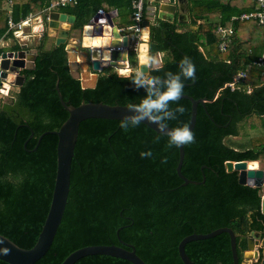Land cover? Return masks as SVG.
I'll return each instance as SVG.
<instances>
[{
    "label": "trees",
    "instance_id": "16d2710c",
    "mask_svg": "<svg viewBox=\"0 0 264 264\" xmlns=\"http://www.w3.org/2000/svg\"><path fill=\"white\" fill-rule=\"evenodd\" d=\"M7 1L0 0V37L7 28ZM11 2L14 20L50 3ZM104 2L119 7L128 0H77L57 9L73 14V27L81 28ZM189 2L190 23L156 19L150 26L149 56L156 52L164 55L162 67L151 68L147 75L165 80L167 73L179 72L185 57L195 66V78L182 80V94L206 101L197 105L192 130L195 142L183 145L181 173L197 181L204 175L203 182L182 184L175 169L178 147L169 148L166 135L143 123L124 130L118 119H84L79 124L60 224L49 249L34 264H59L82 246L122 242L132 244L147 264H183L178 242L192 232L207 233L221 226L234 230L241 262L247 236L254 231L264 234L260 187L239 183L238 171H227L225 165L227 160L259 159L264 154L262 134L240 147L225 142L227 137L239 135V123L251 130H264V64H257L264 51V25L254 18L230 20L256 5L245 9L230 0ZM214 14L219 15L217 20L197 23V19ZM218 25L233 28V40L225 51L218 49ZM46 38L44 30L36 46L34 69L21 70L23 84L0 104V234L23 248H30L37 240L55 178L57 136L45 133L37 144L38 136L58 129L68 116L59 101L56 81L63 100L72 105L87 101L136 105L147 95L143 88H133L131 76L136 71L126 77L111 67L98 72L93 87H82L80 79L70 74L66 44L47 49ZM129 57L137 60L133 49ZM248 64L238 88L224 85ZM177 106L185 111L167 121L171 127L185 126L190 119L191 102L180 97L169 105L171 109ZM146 151L152 156L142 158L140 153ZM165 158L167 163H162ZM120 225L124 226L117 233ZM184 248L194 264H233L227 232L189 241ZM0 264L9 263L0 260ZM73 264L133 263L92 254Z\"/></svg>",
    "mask_w": 264,
    "mask_h": 264
},
{
    "label": "water",
    "instance_id": "95a60500",
    "mask_svg": "<svg viewBox=\"0 0 264 264\" xmlns=\"http://www.w3.org/2000/svg\"><path fill=\"white\" fill-rule=\"evenodd\" d=\"M164 7H162V4ZM182 0H154L150 6H146L145 16L142 21L141 39H145L149 33V26L152 25L156 19L171 21L174 9ZM97 10L84 24L81 30L80 45L74 48H69L68 36L69 29L75 21V16L66 12L52 10L49 12V19L47 21V36L55 37L54 45L60 43L66 44L67 59L70 74L73 78L81 79L82 87H93V84H86L82 78L83 72H80V60L86 62V72L90 73L102 71L104 68L112 67L119 72L124 67L130 70V47L133 41V34H122L118 30V26L113 21V12ZM90 27L91 36H100L103 41L100 44L86 45L83 42V37L86 35V27ZM77 43V41H75ZM144 58L149 56L148 41H142ZM37 39L32 42H25L20 44V49L5 50L0 52V84L5 81L9 87L16 85L21 87L25 80V75L20 71L22 69H34V60L37 49ZM34 47V48H33ZM30 48V49H29ZM103 51H108V57H103ZM81 53L83 58L78 56ZM139 56L140 63L137 64V70H142L147 74L151 68L143 64V60ZM78 57V61H77ZM152 57V56H151ZM81 58V59H80ZM122 74V73H120ZM160 80H164L160 78ZM55 89L61 105L68 112L67 118L55 130H46L42 132L37 139L39 143L41 137L48 132L54 133L57 136L56 143V170L54 185L51 194L49 208L44 219L42 228L38 234L37 240L30 248H23L18 246L14 241L3 234H0V260L9 264H34L41 258L49 249L51 242L56 234L57 228L60 224L64 208L67 202V196L70 183V167L71 159L74 154V147L78 135L79 124L82 120L88 118H106L118 119L121 121L122 117L130 114L128 112L127 104H108L105 102H81L78 105L66 103L60 93L58 87V80L55 84ZM217 94V93H216ZM216 94L214 96H216ZM181 97L187 98L191 102L190 119L187 126L193 130L196 121L197 105L201 103L204 105L205 98H193L188 94H182ZM149 128L155 132L162 133L158 130L156 124L147 120L142 121ZM167 130L175 128L167 125ZM163 134V133H162ZM33 135L30 129L29 137ZM184 158V147H178V161L175 167L177 175L183 180L182 184L201 183L202 181L191 180L186 178L181 173V165ZM257 161L258 166L253 167L249 162ZM226 170L238 171V182L241 184H248L251 186L260 187L261 202L260 211L264 214V167L260 166L258 159H243V160H227L225 162ZM227 232L230 238V249L232 254L233 264H264V234L254 231L247 236V252L244 251V257L256 258L257 262L241 261L239 262L238 253L236 249V235L234 230L228 226L217 227L207 233L192 232L185 235L177 245L178 255L183 264H194L185 251V244L192 240L204 239L212 237L218 233ZM130 248L123 247L117 244H90L85 245L71 251L59 264H73L77 259L86 255L105 254L114 257L126 259L133 264H147L135 251L133 245L128 244ZM247 254V255H246Z\"/></svg>",
    "mask_w": 264,
    "mask_h": 264
},
{
    "label": "clouds",
    "instance_id": "9594fccd",
    "mask_svg": "<svg viewBox=\"0 0 264 264\" xmlns=\"http://www.w3.org/2000/svg\"><path fill=\"white\" fill-rule=\"evenodd\" d=\"M163 55V53L160 54L161 58ZM143 64L149 68L158 70L162 67V59L147 56L144 58ZM195 71V66L187 57L180 61L179 72L175 74L171 72L167 73V78L163 81L158 77L145 74L142 70H137L131 76L133 88H143L147 95L139 104L128 106L130 114L122 117L120 127L128 130L129 127H135L142 121L147 120L156 124L158 130L168 137L167 146L169 148L194 143V133L187 125L165 130L168 127L167 121L176 119L177 113H184L185 109L183 106L171 109L169 105L180 99L183 92L182 80L194 79ZM125 75L127 77L129 74ZM140 155L142 158H149L152 156V152H141ZM161 162L167 163L166 158Z\"/></svg>",
    "mask_w": 264,
    "mask_h": 264
},
{
    "label": "built area",
    "instance_id": "2783aa9c",
    "mask_svg": "<svg viewBox=\"0 0 264 264\" xmlns=\"http://www.w3.org/2000/svg\"><path fill=\"white\" fill-rule=\"evenodd\" d=\"M49 6L44 9H41L38 12H30L26 16L20 18L19 20H14L11 12V0L7 1V17H6V31L0 37V48L8 47L11 50V47L15 43L22 44L27 41L30 37H41L44 30H46L45 25L49 19V12L63 7L66 5H73L77 0H49ZM150 0H131V17L132 22L126 26V28L133 34V41L130 47V50L133 49L136 53L138 52L139 45L141 43V34H142V21L145 16V9L147 3ZM257 7L253 11L244 12L237 16H232L231 20L236 19H247L254 18L256 22L260 25H264V0H256ZM103 11L102 8L99 9ZM216 33L218 34V49L221 51L227 50L233 40V28L225 27L223 25H218L216 28ZM11 34V35H9ZM13 50V49H12ZM257 64H264V52L259 56ZM250 64L245 68L240 69L236 72L232 80L226 82L224 85L235 89L239 87V83L242 82ZM10 90L9 85L2 81L0 84V94L8 95Z\"/></svg>",
    "mask_w": 264,
    "mask_h": 264
},
{
    "label": "crops",
    "instance_id": "0c3cea01",
    "mask_svg": "<svg viewBox=\"0 0 264 264\" xmlns=\"http://www.w3.org/2000/svg\"><path fill=\"white\" fill-rule=\"evenodd\" d=\"M152 1H154V0H150V2L147 3V6H150ZM224 1H227V0H224ZM230 1H232L236 6L241 7V8H245V9H247V8H254L255 5L257 7L256 0H230ZM161 4H162V2H161ZM162 7H164L163 4H162ZM256 7L254 9H256ZM101 8L103 9V12L104 11H110V10H113L114 9L115 11L113 12V14H114L113 15L114 16L113 17V21L118 26V30H120V32L122 34L130 33V31L126 28V26L129 25L132 22V17H131L132 16L131 15V2L129 0H128L127 4H121L119 7H115V6L111 7V6H108L104 2V3H102ZM54 10L59 11L58 9H54ZM253 10L251 9L249 11H243L241 13L250 12V11H253ZM60 12H63V11H60ZM240 14H234L232 16H237V15H240ZM169 15L172 16L171 21H176L177 23H184V24L190 23L192 14L190 12V2H189V0H182V2L176 6V8L174 9L173 13H171ZM231 17H230V20H231ZM218 18H219V15H217V14L208 15V16L204 17L203 19H197V23H201V22L205 21L206 19L213 21V20H217ZM75 20H76V18H75ZM166 21H169V20H166ZM150 26H149V29H150ZM191 27L192 28H195L196 25H191ZM45 28H46V31H47V24L45 25ZM77 31H80L81 32L80 28H74L73 27V24H72L71 27H70V29H69V36H68V41H67L68 42V45H69V48H74L75 46L80 45V37L81 36L78 37ZM179 31H181V29H179ZM80 35H81V33H80ZM38 38H40V37H38ZM148 38H149V33H148V35L146 36L145 39L142 38L141 42L142 41L147 42L148 41ZM34 39H35V37H30L29 39H27L26 43L27 42H32ZM84 39H85V36L83 37V42H84ZM54 40H55V37H53V36H47V38L45 40V48H47V49L50 48L54 44ZM76 40H77V43H75ZM38 42L39 41L37 39V43ZM16 44L19 45V47L13 49L12 47H14V46H12L11 47V50L12 49L13 50L20 49V44L15 43V45ZM36 46H35V48H36ZM140 46H141V44L139 45L138 52L136 53V55H137L136 68H137V64L140 63V59H139V56H140V53H141ZM0 49H1L0 52H2V51H5V50H8L10 48L4 47V48H0ZM200 49H202V47H200ZM161 53H163V52H156V53H154L152 55V57H155L157 59H162L163 60V57L161 58V56H160ZM78 56L81 57V58H83V56H82L81 53H78ZM77 61H78V57H77ZM80 63L81 64L79 66V68H80L79 70H80V72H83V75H84V77L82 78V80L86 84H89V85L93 84V82L95 81V79L97 80L98 72L96 73V72H93L92 70H90V73L87 74V72H86V70H87V68H86V62L80 60ZM112 69H114V68H112ZM114 70L117 71V73H119L117 69H114ZM130 70L133 71L134 69L130 68ZM128 71L129 70L124 71V72L121 71V72L122 73H125V72H128ZM80 81H81V79H80ZM19 88L16 85H14L10 89H12V92L13 91L14 92H17L19 90ZM250 89H251V87L248 86V90H250ZM9 97H10V95L8 96L7 94L6 95H1L0 94V104H3ZM260 159H258V160H260L259 161V164H260L261 167L262 166L264 167V160H263V158H260ZM245 251L247 252V249Z\"/></svg>",
    "mask_w": 264,
    "mask_h": 264
},
{
    "label": "rangeland",
    "instance_id": "374dc122",
    "mask_svg": "<svg viewBox=\"0 0 264 264\" xmlns=\"http://www.w3.org/2000/svg\"><path fill=\"white\" fill-rule=\"evenodd\" d=\"M7 6V4H5V7ZM80 31H77V34H78V37H80L81 35H80ZM35 38L36 39H38V41H39V39L40 38H38V37H36L35 36ZM77 41V40H76ZM130 65H131V68L132 69H134V71H137V68H136V60L134 59V58H132V60H131V63H130ZM122 71V70H121ZM126 71V70H125ZM119 72V71H118ZM122 72H124V71H122ZM122 72H119V73H122ZM129 72L130 71H128V72H125V73H122L123 75H125V74H129ZM250 87V86H249ZM12 94V93H11ZM11 94H9V95H11ZM238 127H241L240 128V132H239V135H237V136H230V137H227L226 139H225V142L227 143V144H231V145H233V146H236V147H240V145L241 144H244V145H247L248 144V140L252 137V136H255V135H259V134H262V135H264V130L262 129V130H256V129H248V128H245V127H243V123H239L238 124ZM243 128H245V129H243ZM260 158H263V160H264V155H261L260 156ZM259 158V159H260ZM261 160V159H260ZM259 160V161H260ZM243 261H245V260H243Z\"/></svg>",
    "mask_w": 264,
    "mask_h": 264
},
{
    "label": "bare ground",
    "instance_id": "6f19581e",
    "mask_svg": "<svg viewBox=\"0 0 264 264\" xmlns=\"http://www.w3.org/2000/svg\"><path fill=\"white\" fill-rule=\"evenodd\" d=\"M86 31H87V33H86L85 39H84V42H85L86 45L100 44L103 41L102 37H100V36H91L90 35V27L89 26L86 27ZM141 47H143V45L140 46V50H141ZM141 53H142L141 54V58L144 59L143 50H141ZM108 55H109L108 51H103V57L104 58L108 57ZM121 70L122 71H125V70L127 71V70H129V68L124 67ZM249 165H251L253 167H256V166H258V162L257 161H252V162H249Z\"/></svg>",
    "mask_w": 264,
    "mask_h": 264
},
{
    "label": "flooded vegetation",
    "instance_id": "af4514ba",
    "mask_svg": "<svg viewBox=\"0 0 264 264\" xmlns=\"http://www.w3.org/2000/svg\"><path fill=\"white\" fill-rule=\"evenodd\" d=\"M11 92H12V89H10L9 90V93H8V96H9V94H11ZM12 93H14V91L12 92ZM125 226L127 225V224H124ZM124 225H120L119 227H118V229H117V233L119 232V230L122 228V226H124ZM262 235V234H261ZM122 244L123 245H121V246H123V247H126V248H130L129 246H128V244H130V243H127V242H122ZM130 245H132V244H130ZM135 248V247H134ZM245 251V250H244ZM243 251V252H244ZM243 252H242V260L241 261H243V260H245V261H251V262H257L258 261V259H256V258H249V257H244V254H243Z\"/></svg>",
    "mask_w": 264,
    "mask_h": 264
}]
</instances>
